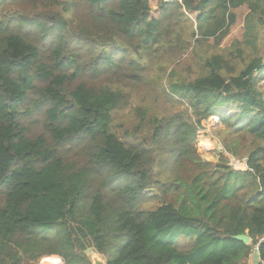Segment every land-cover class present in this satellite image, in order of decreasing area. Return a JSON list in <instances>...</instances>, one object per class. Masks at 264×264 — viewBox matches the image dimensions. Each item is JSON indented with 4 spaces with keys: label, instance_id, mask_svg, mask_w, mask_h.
I'll use <instances>...</instances> for the list:
<instances>
[{
    "label": "trees",
    "instance_id": "trees-1",
    "mask_svg": "<svg viewBox=\"0 0 264 264\" xmlns=\"http://www.w3.org/2000/svg\"><path fill=\"white\" fill-rule=\"evenodd\" d=\"M151 2L0 0V264L264 258V0Z\"/></svg>",
    "mask_w": 264,
    "mask_h": 264
},
{
    "label": "rangeland",
    "instance_id": "rangeland-1",
    "mask_svg": "<svg viewBox=\"0 0 264 264\" xmlns=\"http://www.w3.org/2000/svg\"><path fill=\"white\" fill-rule=\"evenodd\" d=\"M151 3L153 5V7L155 9H157V7H158L157 0H152ZM238 11H239V22L236 26V32L240 33L242 30L243 16H244L245 12L247 11V7L243 6L240 9H238ZM134 95H135V97H133L134 101L138 102V104H142L143 103L142 96L140 97L139 95H137L136 92ZM146 102L154 104V107H156L160 110H165V109L171 108L172 104H173L169 98L161 97V96L159 97V99L156 98V102H155L154 98H151L150 95L147 96ZM131 106H133V105H130L129 108H131ZM129 108L127 107L126 111H124V112L130 113ZM203 123L205 125V128L200 129L198 132L196 147H197L198 151L201 153L203 158L211 160V161H216L218 152L220 150H222L223 148H222L221 142L212 134V128H214L215 126H217L219 124V118L212 116L208 120H204ZM229 157H231V163L230 164L233 165L236 169H239V170L240 169L241 170L247 169L246 160H243V161L237 160L236 158H234L231 155H229ZM233 160H235V162ZM236 162H238V163H236ZM152 190H156V188H153ZM94 252L95 251L92 248L88 249V253L90 256ZM95 253H97V252H95ZM101 256L105 258V256H103V255H101ZM44 257H47V256H44ZM44 257H42V258H44ZM52 257H54V256H52ZM47 260L48 259H46L45 261H47ZM51 261H52V259H51ZM44 264H45V262H44Z\"/></svg>",
    "mask_w": 264,
    "mask_h": 264
},
{
    "label": "water",
    "instance_id": "water-1",
    "mask_svg": "<svg viewBox=\"0 0 264 264\" xmlns=\"http://www.w3.org/2000/svg\"><path fill=\"white\" fill-rule=\"evenodd\" d=\"M236 239L242 240L245 243H250L251 241V237L249 236V234L244 233V234H238L234 236ZM91 261L92 264H107L106 259L104 257H102L99 253H93L91 256Z\"/></svg>",
    "mask_w": 264,
    "mask_h": 264
},
{
    "label": "crops",
    "instance_id": "crops-1",
    "mask_svg": "<svg viewBox=\"0 0 264 264\" xmlns=\"http://www.w3.org/2000/svg\"><path fill=\"white\" fill-rule=\"evenodd\" d=\"M216 117V116H215ZM247 166V165H246ZM52 256H57V255H52ZM59 256H57L58 258ZM261 257L259 254L258 249H255L252 253V255L250 256V258H248L244 264H258L260 261Z\"/></svg>",
    "mask_w": 264,
    "mask_h": 264
},
{
    "label": "built area",
    "instance_id": "built-area-1",
    "mask_svg": "<svg viewBox=\"0 0 264 264\" xmlns=\"http://www.w3.org/2000/svg\"><path fill=\"white\" fill-rule=\"evenodd\" d=\"M233 161L235 162V160H233ZM236 163H238V162H236ZM48 258H50V257L47 256V257L42 258L40 260L39 264H44L45 260L48 259ZM53 264H64V261L62 260L61 257H59L58 260L55 263H53ZM258 264H264V258H261Z\"/></svg>",
    "mask_w": 264,
    "mask_h": 264
},
{
    "label": "bare ground",
    "instance_id": "bare-ground-1",
    "mask_svg": "<svg viewBox=\"0 0 264 264\" xmlns=\"http://www.w3.org/2000/svg\"><path fill=\"white\" fill-rule=\"evenodd\" d=\"M215 116V115H214ZM50 258H48V260L47 261H45V264H53V263H55L57 260H58V258L56 257V256H54V257H52V256H49ZM51 259H52V261H51Z\"/></svg>",
    "mask_w": 264,
    "mask_h": 264
}]
</instances>
